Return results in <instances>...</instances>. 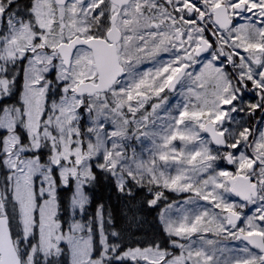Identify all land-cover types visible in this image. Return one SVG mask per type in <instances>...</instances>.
Returning <instances> with one entry per match:
<instances>
[{
    "label": "snow or ice",
    "instance_id": "obj_1",
    "mask_svg": "<svg viewBox=\"0 0 264 264\" xmlns=\"http://www.w3.org/2000/svg\"><path fill=\"white\" fill-rule=\"evenodd\" d=\"M0 264H264V0H0Z\"/></svg>",
    "mask_w": 264,
    "mask_h": 264
},
{
    "label": "trees",
    "instance_id": "obj_2",
    "mask_svg": "<svg viewBox=\"0 0 264 264\" xmlns=\"http://www.w3.org/2000/svg\"><path fill=\"white\" fill-rule=\"evenodd\" d=\"M110 195H111L110 203H112L113 205H116L117 202H116L115 194L111 193L110 189H108V187L106 185H101L95 190V198L97 200L102 199V200L108 202V197ZM145 196H147L146 193H141V195H140V197H138V199L143 200ZM120 207H123V205L121 204ZM156 211L157 210L148 209L146 207L144 208V215L146 216V219L148 221V224L145 226V232H147L149 236L156 229V220H155ZM141 239H142V237H141Z\"/></svg>",
    "mask_w": 264,
    "mask_h": 264
},
{
    "label": "rangeland",
    "instance_id": "obj_3",
    "mask_svg": "<svg viewBox=\"0 0 264 264\" xmlns=\"http://www.w3.org/2000/svg\"><path fill=\"white\" fill-rule=\"evenodd\" d=\"M166 195L172 197L174 194H172V193H166ZM146 197H147V196H145L144 199H145Z\"/></svg>",
    "mask_w": 264,
    "mask_h": 264
}]
</instances>
